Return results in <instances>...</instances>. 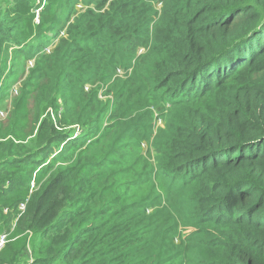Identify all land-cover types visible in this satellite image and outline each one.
I'll return each mask as SVG.
<instances>
[{
  "label": "trees",
  "instance_id": "16d2710c",
  "mask_svg": "<svg viewBox=\"0 0 264 264\" xmlns=\"http://www.w3.org/2000/svg\"><path fill=\"white\" fill-rule=\"evenodd\" d=\"M29 61L0 264H264V0H0V81Z\"/></svg>",
  "mask_w": 264,
  "mask_h": 264
},
{
  "label": "rangeland",
  "instance_id": "374dc122",
  "mask_svg": "<svg viewBox=\"0 0 264 264\" xmlns=\"http://www.w3.org/2000/svg\"><path fill=\"white\" fill-rule=\"evenodd\" d=\"M160 7H161L160 5L157 6V8H160ZM55 43H56V41H55ZM53 46L54 45L50 46V48H48V51L51 48H53ZM138 50H139L138 54H141L146 49L143 48V47H139ZM31 65H33V61H29L27 63V66H25L24 70H22L20 72L19 77L16 75V76L8 78L5 82L4 81H0V92L1 93L3 92V94H5V95H6V93H8V97L4 98L3 101L0 103V108H2V109H0V135H5V134L9 133V131L11 129V126L13 125V122H14L13 120H12V122L8 121L10 116H11L12 105L14 103V99L16 98V95L19 93L18 90L20 89L21 84L25 80V78H26V76L28 74L29 67ZM12 69H13V66H12V63L10 62L8 67H7V69H6V71H5L4 76L7 75L10 71H12ZM117 73L120 74V75H126V70L124 68H119ZM11 88H12V90H10ZM105 89L106 88L104 86L103 89H101V94H100V97L103 100H106L109 97L108 95L104 94ZM31 96L34 98L35 94H32ZM35 105H36V103L34 104L33 100H31L30 106L32 107V113L29 116V120H31V121H33L34 118L37 117L38 108ZM107 121H108V123L110 122L109 120H107ZM39 124H38V126H39ZM163 125H164V119L161 118V117H158L156 119V127L163 126ZM81 132H82V130H80V132L78 131V133H81ZM20 144L23 147V148H20L22 150L28 149L32 145L29 142V140L27 142H20ZM143 153H144V155L146 157H148L149 155L151 156V155L154 154V150H153V148L145 145ZM4 233H6V232H4ZM28 249H29L30 253L32 254V249L30 247H28ZM22 264H23V262H22Z\"/></svg>",
  "mask_w": 264,
  "mask_h": 264
},
{
  "label": "built area",
  "instance_id": "2783aa9c",
  "mask_svg": "<svg viewBox=\"0 0 264 264\" xmlns=\"http://www.w3.org/2000/svg\"><path fill=\"white\" fill-rule=\"evenodd\" d=\"M23 209H24V205L21 206ZM7 237H8V234L7 233H3L1 234L0 236V250L4 247V245L6 244L7 242Z\"/></svg>",
  "mask_w": 264,
  "mask_h": 264
},
{
  "label": "clouds",
  "instance_id": "9594fccd",
  "mask_svg": "<svg viewBox=\"0 0 264 264\" xmlns=\"http://www.w3.org/2000/svg\"><path fill=\"white\" fill-rule=\"evenodd\" d=\"M36 20H38V17H37V19ZM77 129L80 131V128L79 127H77Z\"/></svg>",
  "mask_w": 264,
  "mask_h": 264
}]
</instances>
